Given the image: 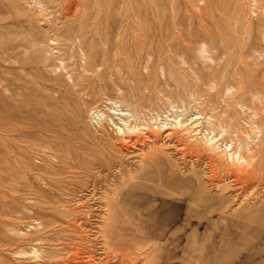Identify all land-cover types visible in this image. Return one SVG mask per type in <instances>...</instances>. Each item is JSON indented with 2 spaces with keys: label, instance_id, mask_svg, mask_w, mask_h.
<instances>
[{
  "label": "rangeland",
  "instance_id": "rangeland-1",
  "mask_svg": "<svg viewBox=\"0 0 264 264\" xmlns=\"http://www.w3.org/2000/svg\"><path fill=\"white\" fill-rule=\"evenodd\" d=\"M263 47L264 0H0V264H264Z\"/></svg>",
  "mask_w": 264,
  "mask_h": 264
},
{
  "label": "bare ground",
  "instance_id": "bare-ground-1",
  "mask_svg": "<svg viewBox=\"0 0 264 264\" xmlns=\"http://www.w3.org/2000/svg\"><path fill=\"white\" fill-rule=\"evenodd\" d=\"M77 10V9H76ZM69 12V11H68ZM191 28V27H190ZM79 29H80V27H79ZM153 30V29H152ZM189 31V30H188ZM122 33V32H121ZM136 33H137V31H136ZM194 33V32H193ZM215 35V34H214ZM252 36V35H251ZM118 37H120V36H118ZM101 38V37H100ZM78 39V38H77ZM55 42H57L56 40H55ZM224 43V42H223ZM43 44V43H42ZM128 45V44H127ZM204 45V44H203ZM105 46V45H104ZM205 46V45H204ZM221 46V45H220ZM105 48V47H104ZM205 48V47H204ZM264 48V47H263ZM105 51V50H104ZM118 51V50H117ZM115 53V52H114ZM119 53V52H118ZM257 54V53H256ZM259 54V53H258ZM257 54V55H258ZM119 55H120V53H119ZM260 55V54H259ZM88 57L89 56V54L87 53V51L82 47V57ZM62 57V56H61ZM60 57V58H61ZM90 57V56H89ZM259 57V56H258ZM63 58V57H62ZM261 58V57H260ZM83 59V58H82ZM210 59V58H209ZM62 60V59H61ZM103 60V59H102ZM65 61V60H64ZM84 62V61H83ZM106 62V61H105ZM61 64H63L62 62H60ZM59 63V64H60ZM63 66V65H62ZM106 66V65H105ZM82 67V66H81ZM113 67V66H112ZM148 67V66H147ZM144 68V67H143ZM146 68V67H145ZM219 68V67H218ZM147 69V68H146ZM59 70V69H58ZM65 70V69H64ZM101 71V70H100ZM223 72V71H222ZM258 73V72H257ZM262 73V72H261ZM69 74V73H68ZM67 74V75H68ZM223 74V73H222ZM260 74V73H259ZM260 76H262V75H260ZM263 77V76H262ZM261 77V78H262ZM255 78V77H254ZM230 80H232V78L230 79ZM259 83V82H258ZM263 83H264V81H263ZM262 83V84H263ZM254 84V83H253ZM260 84V83H259ZM210 86V85H209ZM212 86H214L213 85V82H211V87ZM256 86V85H255ZM226 87H228V86H226ZM262 87H264V86H262ZM210 89H213V88H210ZM226 89H228V94H229V91H230V89H231V87H228V88H226ZM226 89H225V92H227L226 91ZM214 90V89H213ZM255 93V92H254ZM253 94V93H252ZM256 94V93H255ZM249 95V94H248ZM259 96V95H258ZM257 96V97H258ZM261 96V95H260ZM259 96V97H260ZM53 97V96H52ZM252 97H254V96H252ZM261 98V97H260ZM258 99V98H257ZM260 100V99H259ZM258 100V101H259ZM263 100V99H262ZM240 101V100H239ZM256 100H254V102H255ZM117 102H119V101H117ZM261 102V101H260ZM260 102H257L258 104L260 103ZM238 103V102H237ZM121 104H123V107H122V109L120 108V110L121 111H127L128 112V114H130L131 116H133V117H137L138 116V114H140V111L138 110V109H136L135 110V112L134 111H131L130 109H126V107H130V106H132L130 103H128L127 101H125V100H122L121 101ZM261 104H262V102H261ZM169 105H171V106H173L174 105V102H173V100H169ZM120 106V105H119ZM134 106V105H133ZM132 106V107H133ZM241 106H243V105H240V107ZM259 106V109H260V106H262V105H258ZM243 107H245V106H243ZM118 108V107H117ZM135 108V107H134ZM251 108V107H250ZM250 108L248 109V107L246 108L248 111L250 110ZM262 108L264 109V107L262 106ZM243 109V108H242ZM252 109V108H251ZM113 110V109H112ZM117 109H115V111H116ZM245 110V109H244ZM247 110H245V112H247ZM255 110V109H254ZM254 110L252 109V112H254ZM257 111V113H259L258 112V109L256 110ZM264 110H262L261 111V113L263 112ZM247 113H249V112H247ZM254 115L256 114L255 112L253 113ZM252 114V115H253ZM126 115V114H125ZM248 115V114H247ZM249 115H251V113H249ZM257 116V115H256ZM261 116H263V115H261ZM255 117V116H254ZM134 119V118H133ZM249 119V118H248ZM256 119V118H255ZM260 119H261V117H260ZM262 119H263V117H262ZM258 120V119H257ZM253 121V120H252ZM199 122V121H198ZM258 122V121H257ZM253 123V122H252ZM254 124V123H253ZM256 125V126H255ZM144 126H146V124L144 125ZM152 126H153V124H152ZM149 127V128H141V129H138V132H137V134L139 133V135H141V134H144L145 133V131L144 130H148V131H151V133H157V130H155L154 129V126L153 127ZM147 127V126H146ZM120 129H122V127H119ZM118 128V129H119ZM220 128H221V133H225V132H227L228 130L227 129H225V127L223 126V125H220ZM252 129V134H254V136H252V135H250V141H248V142H246V144H247V151H249L251 154L255 151V149L257 148V146H258V140H259V138H261V136H258V134L260 133H262L263 132V129L261 128V126L260 125H257V124H254V127L253 128H251ZM120 132V131H119ZM131 133H133L132 131H131ZM136 135V134H135ZM129 136H131V135H129ZM138 136V135H137ZM144 136V135H143ZM248 134H247V138H248ZM216 136H212V137H209V136H207V137H205V139L204 138H201V139H195L194 140V144H192L193 146H195V147H198V146H201V144H203V145H205L207 148H208V150H210V151H216L218 148H220L219 147V144H218V140H216ZM123 142V141H122ZM258 143V144H257ZM239 146L241 145V144H238ZM230 146H232L231 144L229 145V147ZM259 147V146H258ZM225 148L227 149L228 148V146L227 145H225ZM230 152H231V154H230V156H229V158H230V160H232L233 162H238V163H240V164H244V162H242V160H244L245 162H249L250 160L249 159H246L247 158V155L245 154H242L241 153V149H238V147H236L235 149L234 148H232L231 150H230ZM222 156V155H221ZM114 221V219H113V216L112 217H110L109 218V224L110 223H112ZM115 223V222H114ZM176 225V224H175ZM166 227H169V226H166ZM111 229H113L114 228V225H112L111 227H110ZM147 248V247H146ZM134 255V254H133ZM142 255V254H141ZM132 256V255H131ZM130 257V256H129ZM133 257V256H132ZM133 259V258H132ZM131 260V259H130ZM129 260V261H130ZM135 260V259H134Z\"/></svg>",
  "mask_w": 264,
  "mask_h": 264
}]
</instances>
